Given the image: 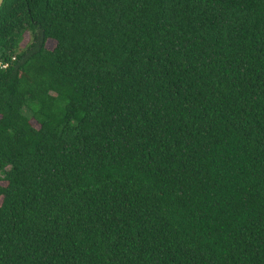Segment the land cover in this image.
<instances>
[{"label":"trees","instance_id":"1","mask_svg":"<svg viewBox=\"0 0 264 264\" xmlns=\"http://www.w3.org/2000/svg\"><path fill=\"white\" fill-rule=\"evenodd\" d=\"M0 264H264V0H3Z\"/></svg>","mask_w":264,"mask_h":264},{"label":"rangeland","instance_id":"2","mask_svg":"<svg viewBox=\"0 0 264 264\" xmlns=\"http://www.w3.org/2000/svg\"><path fill=\"white\" fill-rule=\"evenodd\" d=\"M29 41H30V34L25 32L23 34V37H22V40H21L19 46L23 48L26 45V43H28ZM54 44H55L54 40H47L46 41V47L47 48H52L54 46Z\"/></svg>","mask_w":264,"mask_h":264},{"label":"built area","instance_id":"3","mask_svg":"<svg viewBox=\"0 0 264 264\" xmlns=\"http://www.w3.org/2000/svg\"><path fill=\"white\" fill-rule=\"evenodd\" d=\"M7 66V63H2L1 64V67H6Z\"/></svg>","mask_w":264,"mask_h":264},{"label":"water","instance_id":"4","mask_svg":"<svg viewBox=\"0 0 264 264\" xmlns=\"http://www.w3.org/2000/svg\"><path fill=\"white\" fill-rule=\"evenodd\" d=\"M2 2H3V0H0V6H1Z\"/></svg>","mask_w":264,"mask_h":264}]
</instances>
